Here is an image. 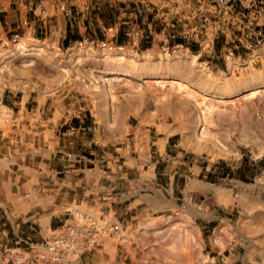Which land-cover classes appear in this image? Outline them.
<instances>
[{"label":"rangeland","instance_id":"obj_1","mask_svg":"<svg viewBox=\"0 0 264 264\" xmlns=\"http://www.w3.org/2000/svg\"><path fill=\"white\" fill-rule=\"evenodd\" d=\"M77 4L58 8L78 20ZM84 6L92 31L70 44L53 32L55 14L13 31L0 12V199L11 173L13 191L28 196L14 194V205L27 199V206L47 207L54 178L73 163L112 173L116 163L128 174L117 179L123 201L135 192L143 207L155 196L163 201L142 212L131 242L115 239L117 264H264V41L248 47L264 31V0L231 8L207 0ZM113 67L129 69L128 78L104 75L113 95L108 113L134 111L124 129L103 125L95 83ZM160 76L168 81L163 89L153 83ZM176 81L182 88L173 92ZM165 112L183 124L166 145L164 132L136 129L173 118ZM196 120L201 141L192 133ZM114 225L95 227L83 246H99V234Z\"/></svg>","mask_w":264,"mask_h":264},{"label":"crops","instance_id":"obj_2","mask_svg":"<svg viewBox=\"0 0 264 264\" xmlns=\"http://www.w3.org/2000/svg\"><path fill=\"white\" fill-rule=\"evenodd\" d=\"M1 1L0 12L4 11L5 17L15 26L13 31L20 26L31 28L36 20L47 19L54 14L55 16L50 17L53 21L51 26L53 32L58 30L62 42L70 44L79 37L86 38L92 31L93 23L89 21L90 10L84 6L86 0H76L80 10L83 11L78 16V20L70 14L64 15L63 10L58 8L60 4L62 7L64 2L77 3L75 0ZM30 11L35 14L31 16ZM101 23L102 21L100 25ZM228 95H222V98L229 97ZM131 115H135L132 110L116 109L114 113H108L107 118L103 115V125L107 124L119 129L130 127L128 118ZM169 115L173 118L170 119ZM152 116L148 120H152ZM165 116L168 119L160 122L159 125L150 126L151 124L146 122H138L136 129L145 132L152 129L164 132L163 143L166 145L172 136L178 135L180 130H183V124L178 121V115L165 112ZM142 119H146L145 116ZM184 139L181 135L182 142ZM86 142L82 140V143ZM68 155V160L81 162V158L77 160L76 156ZM73 165L74 168L69 169L64 178H54L51 189L54 201L47 207L39 204L27 206L26 203L29 201L27 199L21 200L19 205H14V194L21 191L19 189L17 192L13 191L12 173L5 178L6 197L0 199V264H117L120 246L116 244L115 239L131 242V233L140 226L142 212L154 211L163 202L160 196H155L143 207L141 203L143 200L136 192L125 196L126 201H123V193L117 191L120 183L117 179L126 180L128 174L116 163L114 165L118 170L113 169V173L100 169L96 164L94 167H89L86 163L78 165L73 163ZM173 179L174 175H169L172 185ZM26 180H28L27 176L24 177V181L21 178V185H24ZM18 195L28 197L26 194ZM169 196L172 198V190ZM112 224H118V230L110 234H99V246L88 249L83 246L91 239V235L94 234L92 232L97 230L95 227L105 228ZM194 230L197 232V228L194 227ZM133 252L135 256L137 251Z\"/></svg>","mask_w":264,"mask_h":264},{"label":"bare ground","instance_id":"obj_3","mask_svg":"<svg viewBox=\"0 0 264 264\" xmlns=\"http://www.w3.org/2000/svg\"><path fill=\"white\" fill-rule=\"evenodd\" d=\"M17 45H18V48H22L21 43L18 42ZM104 55H106V58H108L111 54L106 52V54H104ZM128 72H129V69H127L126 67L107 68L105 70V73L101 74L98 80H95V83L97 84V87H100V89H101L100 91H101V94H102V97H103L101 106L104 108V115L106 116V118L108 116V111H109V108L111 106L113 95L110 94V92L108 90V86L106 85V79H105L104 75L105 74H112V75H116V76H126L127 77L129 75V74H127ZM160 78H164V77H161V76L160 77H156L155 80L153 79V81H154L153 83H155V85L156 84L159 85L158 87L163 89L162 85L167 80H166V78H164V79H160ZM170 83L171 84H170L169 88L173 92H174L175 89L180 90L182 88L180 82L179 83L178 82L177 83L170 82ZM252 95H254L253 92H250L249 94H242V96H252ZM192 133H193L194 137L196 138V140H200L201 141L203 139V136L201 135L203 133L202 124L199 125V120H196V122L194 123L193 129H192ZM218 147L222 151H226L225 149H222L219 145H218ZM215 239H217V238H215ZM216 242L219 243L218 241H216ZM219 244H221V243H219Z\"/></svg>","mask_w":264,"mask_h":264},{"label":"built area","instance_id":"obj_4","mask_svg":"<svg viewBox=\"0 0 264 264\" xmlns=\"http://www.w3.org/2000/svg\"><path fill=\"white\" fill-rule=\"evenodd\" d=\"M207 1H210L214 4H217L220 7L231 8L235 4H242L243 6L251 7L254 4L255 0H207ZM0 5H1V0H0ZM261 41H264V31L263 30L258 31L255 40L250 41L248 44V47L255 48L258 46V44ZM230 53L232 54V52H230ZM228 58H229V56H228ZM116 229H118V226L114 225L112 227V230H116Z\"/></svg>","mask_w":264,"mask_h":264}]
</instances>
